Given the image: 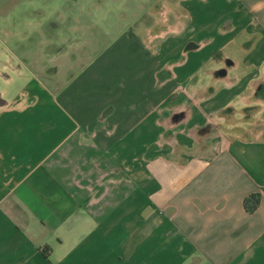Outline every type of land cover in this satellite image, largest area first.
Returning a JSON list of instances; mask_svg holds the SVG:
<instances>
[{
    "label": "crops",
    "instance_id": "0c3cea01",
    "mask_svg": "<svg viewBox=\"0 0 264 264\" xmlns=\"http://www.w3.org/2000/svg\"><path fill=\"white\" fill-rule=\"evenodd\" d=\"M152 1L105 33L102 1L24 0L47 38L0 46V264H264V0Z\"/></svg>",
    "mask_w": 264,
    "mask_h": 264
},
{
    "label": "rangeland",
    "instance_id": "374dc122",
    "mask_svg": "<svg viewBox=\"0 0 264 264\" xmlns=\"http://www.w3.org/2000/svg\"><path fill=\"white\" fill-rule=\"evenodd\" d=\"M34 6H37L39 12L42 11L43 8H45L47 11H49L48 3L51 2V11H53V8H57L59 13H66V14H72L75 13L74 5L72 8H69L62 2L64 0H59L58 4H53L52 0H33ZM103 2V6L106 7L102 12L99 14L105 12V16L107 15V23L110 21L109 18H113V22L117 24V21L115 18L117 17V12H125L129 14L133 13H143L147 7H149L152 4V0H78L79 6L77 9V13H81L82 21L85 22L88 17L94 13L99 11V5ZM23 2V4H21ZM44 4H42V3ZM118 4V6H117ZM6 10L9 11H5ZM13 8V9H12ZM25 4L24 0H0V46L5 44H8L10 47L18 48L19 45L23 44H45V39L47 37H44L42 34L35 35L33 39L28 40V36L26 34H30V28L23 23L21 24V16L23 15V11L25 10ZM12 11V12H10ZM81 11V12H80ZM50 12V11H49ZM9 13V18H6V15ZM31 14H27V16H31ZM11 17H13L11 19ZM26 18V17H25ZM88 22V21H87ZM93 23L96 24V20L94 18ZM104 24V31L105 33H113L115 30H117V26L115 27L111 22L109 24ZM92 24V21H91ZM98 25L102 26V21L99 20ZM94 25L92 24V28ZM6 31H12L13 34L9 37L6 35ZM20 32V34H19ZM84 33L86 36H84ZM96 36L91 37L87 34L84 30L80 31H73L70 33V38L73 40V43L76 44L77 42H83L86 40V42L91 43L92 45H96L97 42L100 39V36L95 33ZM109 37V36H108ZM53 65V64H51ZM50 65V66H51Z\"/></svg>",
    "mask_w": 264,
    "mask_h": 264
},
{
    "label": "clouds",
    "instance_id": "9594fccd",
    "mask_svg": "<svg viewBox=\"0 0 264 264\" xmlns=\"http://www.w3.org/2000/svg\"><path fill=\"white\" fill-rule=\"evenodd\" d=\"M259 8V6H257V9ZM225 67V65L223 64V63H212L210 66H209V68H208V72H209V75L207 76V77H202L201 79H202V84H199V82H198V84H199V86H202V87H204V88H209V87H211L212 85H211V81H212V79H213V73L214 72H216V71H218V70H220V69H222V68H224ZM0 71H8V69L7 68H3V69H0ZM241 117H239V116H237V119H240ZM221 123H223V121H221Z\"/></svg>",
    "mask_w": 264,
    "mask_h": 264
},
{
    "label": "trees",
    "instance_id": "16d2710c",
    "mask_svg": "<svg viewBox=\"0 0 264 264\" xmlns=\"http://www.w3.org/2000/svg\"><path fill=\"white\" fill-rule=\"evenodd\" d=\"M260 204V196L259 195H252L248 197L245 202V209L248 213H254Z\"/></svg>",
    "mask_w": 264,
    "mask_h": 264
}]
</instances>
